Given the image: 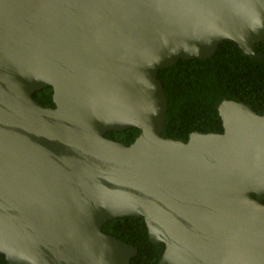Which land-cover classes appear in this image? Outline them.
<instances>
[{
  "label": "water",
  "instance_id": "obj_1",
  "mask_svg": "<svg viewBox=\"0 0 264 264\" xmlns=\"http://www.w3.org/2000/svg\"><path fill=\"white\" fill-rule=\"evenodd\" d=\"M225 41L262 58L264 0H0V257L132 264L103 229L135 217L158 264H264V115L224 100L223 133L163 136L160 72Z\"/></svg>",
  "mask_w": 264,
  "mask_h": 264
},
{
  "label": "trees",
  "instance_id": "obj_2",
  "mask_svg": "<svg viewBox=\"0 0 264 264\" xmlns=\"http://www.w3.org/2000/svg\"><path fill=\"white\" fill-rule=\"evenodd\" d=\"M262 57L252 59L232 41L220 44L208 60H181L176 66L160 72L168 99L169 111L163 132L165 138L187 142L194 132L223 133L219 106L224 100L244 102L264 115V42L255 46ZM34 98L44 107H55L52 89L37 92ZM140 131L109 132L106 137L126 146ZM103 231L139 249L132 264H158L165 245L149 240L143 218L126 217L109 221ZM0 264H8L0 257Z\"/></svg>",
  "mask_w": 264,
  "mask_h": 264
}]
</instances>
